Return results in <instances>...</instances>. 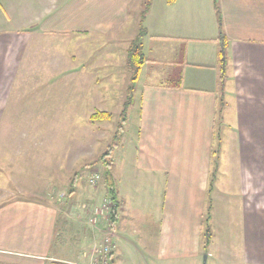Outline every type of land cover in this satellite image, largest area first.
<instances>
[{
    "label": "crops",
    "instance_id": "1",
    "mask_svg": "<svg viewBox=\"0 0 264 264\" xmlns=\"http://www.w3.org/2000/svg\"><path fill=\"white\" fill-rule=\"evenodd\" d=\"M146 1L0 0V119L48 105L76 114L82 93L95 102L86 117H120L128 67L115 57L137 24L147 59L109 161L114 217L91 221L111 197L105 177L102 200L89 191L81 201L76 176L66 191L70 177L56 183L44 166L14 161L12 183L38 188L0 191V264L85 262L105 233L113 264L125 250L145 264H264V0H151L142 20ZM50 87L69 88V98L41 100ZM145 230L155 231L150 242Z\"/></svg>",
    "mask_w": 264,
    "mask_h": 264
},
{
    "label": "rangeland",
    "instance_id": "2",
    "mask_svg": "<svg viewBox=\"0 0 264 264\" xmlns=\"http://www.w3.org/2000/svg\"><path fill=\"white\" fill-rule=\"evenodd\" d=\"M131 26L132 25H130V28ZM141 28L142 27H139L138 24L133 28L134 36L137 37L140 34ZM144 37L145 34L143 35V38ZM131 44L126 53L121 47L117 56H114L115 61L119 63L121 62L123 65L125 63L124 59L126 58V66L124 65V67H128L129 49ZM110 65L112 79H119L120 77H117L116 74L117 69L115 64ZM104 70H106V72L108 71V69L104 68L101 64V66L98 65L95 72H93L102 75ZM165 73L167 72H163V74ZM129 76L131 81V73L128 70L125 71V76L120 78V83H125L122 92L124 98L123 101L128 97L127 91L130 85ZM171 82H175V80H172ZM120 88L121 86H113L109 90L111 96L109 107H112V111L114 110L113 107H115V104L120 101ZM102 89L108 91L107 86H102ZM66 90L69 92V88H45L46 94L40 98L41 100L45 99L46 101H55L59 95L69 98V95H66ZM42 91L43 88H41V93ZM39 92L40 90L38 89L36 92H33V94L38 97ZM81 101L82 102L80 103L84 102L83 106L79 108V112L77 111L76 114H72L69 108H64L63 111L59 112L55 111L56 109H53L48 105V111L45 113H39L36 117L28 118L24 116L23 113H11L12 115L17 116L0 119V191L8 189L18 190L15 186H18L20 190L25 189L29 191L30 189L36 190L38 188L37 186L31 188L27 183H22L23 179L19 177L17 179L18 181L15 178L16 185H14L9 179L8 171L15 172L14 167H12L14 161L16 165L26 164V162L22 161L28 160L29 162L27 163L31 164V169L38 165L40 166V169L43 168V166L49 169V171H51L50 174L54 176L56 183L61 176L70 177V186L67 187V184L69 183H66L62 190H71L74 184L73 180L76 176V187H78V191H80L78 193L79 196H81V192L86 196L89 191H95L100 194L99 197L102 200L104 194L103 190L100 188L103 185L104 174L106 175L105 168H107V164L104 160H111V153L110 155H106V153H108L109 147L113 148V144L117 143L119 140L118 138L114 141V136L117 132L120 117L116 113L113 116L112 112H109L111 113L110 119L92 120L91 117H86L83 112L90 107H94L93 103L95 102L88 94L83 96V93ZM40 111H43V109ZM124 141L125 143H128L129 146H133L135 142V134L130 126H127ZM110 152H112V149ZM116 154H119V151H116ZM54 164H57V166L54 168L51 167ZM93 172H97L100 175V179L95 185H92L89 181ZM143 191L144 193L149 192L146 188H144ZM85 196H81V201ZM109 198L111 197L109 196ZM114 206H116L115 203ZM108 215L101 217V219L106 218V220L108 219L109 221L110 216ZM74 217L75 216H73V218ZM141 217L142 216H139L138 220L140 226L143 225V222L140 220ZM147 217L150 224L154 225L152 227H156V220L158 219L156 214H151V212H149ZM69 220L70 219H68V221ZM69 224H71V221H69ZM154 232V230L151 232L145 230L141 236H145L150 242V240L154 238ZM106 236L107 234L105 233L103 235L104 238L98 240L96 245L102 243ZM139 247H142V245H139ZM114 258L116 261L115 256ZM123 259L124 264H145L137 256L133 255V252L127 250L124 251Z\"/></svg>",
    "mask_w": 264,
    "mask_h": 264
},
{
    "label": "trees",
    "instance_id": "3",
    "mask_svg": "<svg viewBox=\"0 0 264 264\" xmlns=\"http://www.w3.org/2000/svg\"><path fill=\"white\" fill-rule=\"evenodd\" d=\"M168 1L172 2L174 0H168ZM150 4H151V0H147L145 3V6H144L143 13H142V20L145 16V13L148 11ZM219 19H220V24H221L220 13H219ZM144 34H145V30L142 27L140 34L132 41V44H131L130 49H129L128 70L131 73V81H130V85H129V88L127 91L128 97L124 103L123 111L120 114V121L118 124L117 132L114 136V141H116L118 138L120 139V137H121V134H122V131L124 128V122L126 121V118H127L128 107L133 102V97H134L137 81L139 79L142 66L144 65V63L147 60L146 56L143 52V35ZM221 78L223 80V75L221 76ZM110 118H111V113H109L107 111H101V110H97L91 115L92 120H102V119H110ZM113 145H115V144H113ZM111 149L112 148L109 147L108 153H106V155H110ZM109 161L110 160H104V162L107 164L106 165L107 168H106L105 179L107 182V187L109 189V193L111 195V198L114 201L116 199V197H115V186H114L113 179L111 177V171H110V167H109L110 162ZM115 210H116V206H114L112 211H111L112 217H114L113 214L115 213ZM112 217H111V219H112Z\"/></svg>",
    "mask_w": 264,
    "mask_h": 264
},
{
    "label": "built area",
    "instance_id": "4",
    "mask_svg": "<svg viewBox=\"0 0 264 264\" xmlns=\"http://www.w3.org/2000/svg\"><path fill=\"white\" fill-rule=\"evenodd\" d=\"M100 179V175L97 172H93L89 181L92 185H95ZM114 207V202L111 198L106 197L99 208L96 209L95 217L92 218V223H98L101 217L108 215ZM115 249V243L113 241L112 234L108 233L104 241L98 245H94L89 251L84 252L85 262H79L74 264H113V251Z\"/></svg>",
    "mask_w": 264,
    "mask_h": 264
}]
</instances>
